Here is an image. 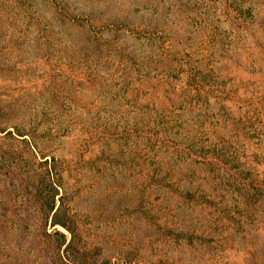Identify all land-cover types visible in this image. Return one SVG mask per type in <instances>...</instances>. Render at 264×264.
<instances>
[{
    "label": "rangeland",
    "instance_id": "1",
    "mask_svg": "<svg viewBox=\"0 0 264 264\" xmlns=\"http://www.w3.org/2000/svg\"><path fill=\"white\" fill-rule=\"evenodd\" d=\"M224 4V0H0V127L30 129L38 119L36 134L48 142L46 154L78 163L65 175L79 216V235L74 253L66 252L69 258L78 262L121 258L130 264H264V210L239 212V217L227 206L229 212L221 216L226 218L222 227L232 229L221 233L223 244L217 245L219 235H213L217 243L208 241V228L218 214L214 206H200L202 195L208 198L214 194L208 167H200L188 186L185 172L193 166L182 164V171L175 176L182 179L179 195L164 194L163 189L158 193L148 189L139 172L143 163H148L144 160L153 158L152 153L143 150L139 152L143 158L135 157L136 149L124 135L86 146L80 160L75 155L86 133L65 126L70 118L88 124L92 116L98 125L109 123L110 128L118 129L141 122L149 112V101L163 102L164 91L175 89L160 79L163 72L176 66L184 72L180 87L175 89V106L183 108L174 111L181 120L178 131L175 127L176 137L188 136L195 142L200 137V147L208 143V137L222 138L242 150L239 134L244 124L254 123L264 130V54L255 48L264 30L257 27L260 17L254 15L257 19L249 20L250 34L245 35L247 46H243L235 37L240 31L229 25ZM216 29L219 33L213 40L209 35ZM42 33L45 38L40 39ZM228 34L234 37L233 43L225 41ZM187 62L204 75V86L199 89L186 84L190 79ZM88 63L95 78L100 75L96 68L102 65L106 83H119L114 72L130 70L141 90L133 96L140 100H115L90 84L82 69ZM208 71L213 78H208ZM146 74L143 82L138 81ZM214 80L224 96L208 93L213 89L208 81ZM62 102L71 109L59 113ZM83 102H96V110L87 113ZM215 120L221 124L211 128ZM73 148H77L74 157L69 155ZM259 172L264 175L261 168ZM188 189L195 193L190 207L182 198ZM153 198L155 205L148 213L146 201ZM226 198L230 204L232 195ZM174 204L173 219L183 220L184 226L190 214L189 224L196 225L197 231L191 237L162 242L164 234L168 235L163 230V214ZM59 229L69 240V232ZM35 233L12 234L11 245L18 257L25 253L24 238ZM222 248L226 251L219 255ZM16 264L30 262L16 260Z\"/></svg>",
    "mask_w": 264,
    "mask_h": 264
},
{
    "label": "trees",
    "instance_id": "2",
    "mask_svg": "<svg viewBox=\"0 0 264 264\" xmlns=\"http://www.w3.org/2000/svg\"><path fill=\"white\" fill-rule=\"evenodd\" d=\"M224 2L229 25L240 31V35L235 37L241 41L243 46H247L245 35L250 34L248 33L250 29L249 20L257 19L254 18V15H259L260 20L256 24H258L257 27L264 30V0H224ZM212 33L209 37L215 40L219 32L216 29ZM260 34L263 38L258 39L259 43L255 45V48L260 55H263L264 31ZM227 36L228 38L225 39L227 43L235 41L230 34ZM39 38H45V35L42 33ZM262 59L264 60V56ZM187 64L190 69L188 70L190 79L186 84L198 89L204 86L202 82L204 75L196 66L189 64V62ZM82 69L87 74V79L86 74H83L84 79L99 87V90H104L108 95L115 97V100L128 99L132 103L140 100L133 96L135 93L138 96L141 90L136 88L135 78L129 74L130 70L123 68L121 73L114 72L115 80L120 81L114 84L111 80L108 83L104 82V76H101L102 65L96 68L100 74L96 78L91 76L94 69L89 63L84 65ZM99 76L101 77L98 78ZM181 76H184V72L174 66L171 72L165 71L161 74L162 79L160 81L166 86L171 83L176 89L180 87L179 78ZM145 77L147 74L140 76L138 81L143 82ZM208 78H213V73L208 71ZM92 81L94 83H91ZM216 84L215 80L208 81V86L213 88L208 90V93L215 96H218L219 93L220 96H224V90L219 89V87L216 89ZM175 89L167 88L164 91L167 94L163 102H159L157 99L156 103L149 101V112L143 118L144 120L124 126L121 129H118V126L110 128L109 123L102 126L98 125L93 116L88 124L80 121L77 123V120L70 118L65 126L68 128L77 127V129L85 131L86 135L85 138L80 139L79 137L80 140L78 139L80 149L73 148L69 155L74 157L77 149L75 157L81 160L84 156L83 150L95 141L103 139L108 141L110 138L115 140L118 139V136L125 135L127 137L125 140H129L131 147L136 149L135 157L143 158L139 155V152L143 150H146L148 154L152 153L153 158L144 160L148 163H143V167L139 168V172H142L143 177L146 178L143 180L147 182L145 185L148 189L158 193L163 189L164 194H174L175 196L179 195L178 187L182 182L181 178L176 180L175 176L178 171H182V164L188 162L190 166H193L191 170L185 172L189 180L186 181L188 186L200 172V167H208V173L212 175V185L215 186L213 188L214 194L208 195V198L201 194L200 206L208 204V208L211 206L217 208L218 214L213 218L212 226L208 228L210 229L208 230V236L210 235L208 241L217 243V237L213 235H219L217 243L219 246L225 240L224 234L221 233L232 229L222 227L226 218L221 216L229 212L226 209L227 206L234 211L233 214H238V216L239 212L264 210V175L259 172L260 168L264 171V130H261L259 126L254 127V123L244 124L243 133L239 134L242 150L238 144L222 138L213 140L208 137V143L205 142L206 144L201 147L199 146L202 142L200 137L196 142L194 141L195 138L191 139L184 135L178 139L176 135H178L177 131L181 127V120L174 111L180 112L183 108L181 110V107L175 106L177 99ZM129 97H132V100H129ZM132 103H124V106H132ZM61 106L59 113L71 109L65 102H62ZM82 107L87 113H90L96 110L97 103L83 102ZM55 110H59V108ZM215 118L217 119V117ZM92 120L94 124H92ZM32 124L30 129L25 126H12V129L0 127V264H16V260L17 262H30V264H130L121 258H107L105 260L84 258L78 262L75 258L73 260L67 256L66 252L72 251L74 253L75 250L74 244H76L79 235V216L77 211L73 209L75 194L69 189L71 182L66 179L65 175L72 168L77 167L78 163L64 157L59 158L55 155L46 154L49 149L46 146L48 142H43L40 140V135L36 134V129L40 124L38 119L34 120ZM220 124L219 120H215L211 128L218 127ZM65 126L63 131L67 130ZM88 126L91 128L88 129ZM175 127L177 131H175ZM63 131L56 133H64ZM52 136V134L48 135V138ZM233 136L237 138L236 135L233 134ZM133 166L134 168L138 167V163ZM10 192H14V194L11 195ZM194 194L188 189L183 197L181 196L185 199V206H191ZM227 194L233 197L230 204H226ZM166 196H163V199ZM155 200L153 198L146 201L148 213L152 212L150 206L155 205ZM174 209L175 204L169 206V213L166 210L163 214L165 223L163 230H166L168 235L164 234L166 240H162V242H175L174 239L177 236L191 237V234L197 231L196 225L189 224L190 214L186 216L184 226L183 220L179 222L174 220ZM231 219L235 222L239 221L235 220V217H231ZM59 227L69 232V240ZM20 231H35L36 233L35 235L33 233L31 237L24 238L25 253L18 257L20 255L15 252V245H11V242L12 234ZM62 247H64L63 250ZM225 248L219 249V255L226 251Z\"/></svg>",
    "mask_w": 264,
    "mask_h": 264
}]
</instances>
